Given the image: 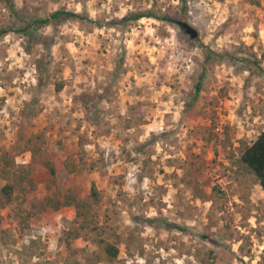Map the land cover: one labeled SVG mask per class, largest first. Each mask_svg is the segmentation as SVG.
<instances>
[{
    "label": "rangeland",
    "instance_id": "1",
    "mask_svg": "<svg viewBox=\"0 0 264 264\" xmlns=\"http://www.w3.org/2000/svg\"><path fill=\"white\" fill-rule=\"evenodd\" d=\"M9 1L0 264H264V193L240 161L264 129V0ZM61 9L84 18L19 31ZM143 12L198 36L121 22ZM202 45L232 58L206 62Z\"/></svg>",
    "mask_w": 264,
    "mask_h": 264
},
{
    "label": "trees",
    "instance_id": "2",
    "mask_svg": "<svg viewBox=\"0 0 264 264\" xmlns=\"http://www.w3.org/2000/svg\"><path fill=\"white\" fill-rule=\"evenodd\" d=\"M6 5L11 14H16V10L9 0H6ZM142 17H152L158 20H163V21H167L171 23L175 21V20L173 21L171 18L165 15L156 16L152 12H143V13H129L121 19V22L136 21ZM67 18L68 19H82L84 17L81 16L79 13L73 12V11H67L64 9L55 10L45 17L32 19L28 25L19 29V31L23 34H27L31 30L32 32L31 34H33L34 31H36L37 29L45 25H48L57 20H63ZM8 32H9L8 28L1 27L0 28V38L6 35ZM201 48L203 50L204 61L206 62H217L223 55L232 58V56H229L228 54H220L218 52H215L214 50H211L209 47L204 46V45H202ZM37 69H39V72L41 71V74L38 76V79H37V85L39 89H42L46 84V81L43 80L42 78L43 75L46 73V71H42V67L40 65L37 66ZM44 70H46V68H44ZM200 85H201L200 80L197 81L196 84L194 85V96L192 98V101L198 95V92L200 90ZM60 87H61V84L58 83L56 85V90H59ZM240 161L244 166H246L254 174L261 190L264 193V129L257 135V137L251 142L250 145L246 146V148L244 149L240 157ZM46 166L50 174H53L54 173L53 165L50 163L48 164L46 163ZM12 192H13V188L10 184H4L0 188V195L2 197H5L6 199H10ZM91 194L93 197L96 196V190H95L94 185H92L91 187ZM64 203L74 204L76 207V210H78L81 207L78 201L73 200V199H70V200L66 199ZM161 225L165 228L172 227V228H176L181 231L185 230V228H182L181 226H178L175 224H169L168 222H162ZM200 237L203 239L209 240V241H213L211 238L203 234L200 235ZM105 251L107 252V255H109V257H113L117 254V248L111 244H107L105 246Z\"/></svg>",
    "mask_w": 264,
    "mask_h": 264
},
{
    "label": "water",
    "instance_id": "3",
    "mask_svg": "<svg viewBox=\"0 0 264 264\" xmlns=\"http://www.w3.org/2000/svg\"><path fill=\"white\" fill-rule=\"evenodd\" d=\"M175 24L191 39H195L198 36L197 30L188 24L186 21L183 20H175Z\"/></svg>",
    "mask_w": 264,
    "mask_h": 264
}]
</instances>
